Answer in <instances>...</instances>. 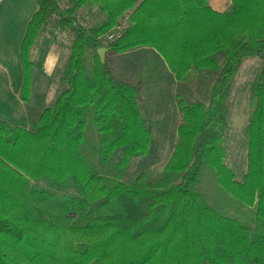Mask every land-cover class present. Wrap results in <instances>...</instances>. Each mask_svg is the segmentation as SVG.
I'll return each mask as SVG.
<instances>
[{
    "label": "trees",
    "instance_id": "obj_1",
    "mask_svg": "<svg viewBox=\"0 0 264 264\" xmlns=\"http://www.w3.org/2000/svg\"><path fill=\"white\" fill-rule=\"evenodd\" d=\"M36 3L20 46L21 100L30 96L29 54L39 34L69 33L70 53L59 72L63 87L32 129L0 120V264H264V0H231L222 13L207 0ZM99 48L149 49L178 79L203 70L199 82L206 81L191 92L173 78L175 121L160 172L119 179L154 146L162 155L166 136L151 113L157 104L141 101L144 82L113 73ZM256 57L238 179L223 144L230 90L241 65ZM91 121L100 136L90 151ZM206 170L255 208L252 224L208 204L200 190ZM136 242L134 252L114 254Z\"/></svg>",
    "mask_w": 264,
    "mask_h": 264
},
{
    "label": "rangeland",
    "instance_id": "obj_2",
    "mask_svg": "<svg viewBox=\"0 0 264 264\" xmlns=\"http://www.w3.org/2000/svg\"><path fill=\"white\" fill-rule=\"evenodd\" d=\"M13 19V18H12ZM12 25V20L9 22ZM71 45V36L67 32H55L52 28L44 30L39 34L33 43L30 50L29 60L33 64L30 70L31 85L30 96L32 109L31 114L37 112V114L46 106H50L54 97L61 90L63 84L59 81V72L63 69L64 65L68 61ZM108 55L105 51L104 56ZM113 56V57H112ZM110 59L115 57V61H112L113 73L119 67L117 61L121 59L113 54ZM109 57V56H108ZM142 58V59H141ZM162 65L158 59H153ZM136 61L134 65L137 69H123L125 72H133L136 77L144 82V89L141 94V101L150 104L153 101V107L157 104L156 110L151 113H155L156 120L159 123V128L164 135V147L165 152L162 154L163 158L159 159L162 155L159 146H154L150 154L143 158H136L129 164L126 171L120 175L119 179L123 182L130 180L134 174L146 169H156V173L160 172L164 163L169 157L170 142L167 138L172 132L173 122L175 121L173 107L175 105V96L177 92V83L173 82V78L180 80L178 83L182 86L187 85L190 92L192 89L197 88V83L200 80L203 70H192L188 73L182 72L178 76V79L174 75V69H155L154 61L150 56L137 57L136 60H128L127 63ZM260 64L259 58H253L245 61L238 69L234 78L233 84L230 90V114L228 125L224 131L223 144L226 151V163L235 171L238 179L242 177V173L246 170V129L249 117V90L252 81L255 78L256 72ZM50 65L54 66L53 74L51 75ZM154 65V66H152ZM142 68V69H141ZM119 70V69H118ZM178 70V69H176ZM185 70V69H184ZM169 77H171L169 79ZM184 77V78H183ZM183 78V79H182ZM199 78V79H198ZM52 81H54L52 83ZM172 84H171V82ZM206 79L204 80V82ZM204 82H199L200 86ZM198 89V88H197ZM179 90V88H178ZM179 93V91H178ZM181 93V92H180ZM155 104V105H154ZM36 115V113H35ZM35 124V123H34ZM34 125L32 126V128ZM87 144L86 148L90 151L98 141L99 133L93 122H88V129L86 133ZM158 159V160H157ZM99 168L96 167V170ZM200 190L204 194L208 204L220 211L225 216L233 218L241 223L252 224L254 219L255 208L253 206H247L238 201L235 197L230 195L222 189L216 182L213 173L206 170L205 175L202 178ZM141 243L124 245H114L117 247L119 254L121 251L134 252L135 248L139 247ZM133 249V250H132Z\"/></svg>",
    "mask_w": 264,
    "mask_h": 264
},
{
    "label": "crops",
    "instance_id": "obj_3",
    "mask_svg": "<svg viewBox=\"0 0 264 264\" xmlns=\"http://www.w3.org/2000/svg\"><path fill=\"white\" fill-rule=\"evenodd\" d=\"M207 5L213 11L222 13L230 7L231 0H207ZM36 9V0H2L0 2V120L24 129H32L40 113L31 114L32 109H34L31 101L24 102L20 97L24 78L20 46L27 24ZM11 20L12 25L9 23ZM133 53L138 54L137 57L139 58L145 54L150 56L152 61L155 58L161 60L159 55L149 49H137L134 52L115 54L121 59L117 61L119 64L117 72H120L123 66L125 67L123 69H137L134 65L136 61L127 63L130 60L129 56ZM107 54L109 66L115 70L116 68L112 65L115 57L110 59L114 53L107 52ZM154 63L157 65L158 62L154 61ZM154 68L166 69V66L157 65ZM53 70L54 66L50 65V76H52Z\"/></svg>",
    "mask_w": 264,
    "mask_h": 264
},
{
    "label": "water",
    "instance_id": "obj_4",
    "mask_svg": "<svg viewBox=\"0 0 264 264\" xmlns=\"http://www.w3.org/2000/svg\"><path fill=\"white\" fill-rule=\"evenodd\" d=\"M106 49L105 48H99L97 49V54L99 56L100 62L103 63L104 61V53H105Z\"/></svg>",
    "mask_w": 264,
    "mask_h": 264
},
{
    "label": "built area",
    "instance_id": "obj_5",
    "mask_svg": "<svg viewBox=\"0 0 264 264\" xmlns=\"http://www.w3.org/2000/svg\"><path fill=\"white\" fill-rule=\"evenodd\" d=\"M2 0H0V2H1Z\"/></svg>",
    "mask_w": 264,
    "mask_h": 264
}]
</instances>
